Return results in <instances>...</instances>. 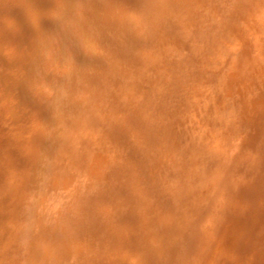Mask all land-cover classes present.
<instances>
[{
	"label": "rangeland",
	"instance_id": "1",
	"mask_svg": "<svg viewBox=\"0 0 264 264\" xmlns=\"http://www.w3.org/2000/svg\"><path fill=\"white\" fill-rule=\"evenodd\" d=\"M67 1V46L57 49L69 47V67L38 120L48 131L39 155L24 158L39 200L23 220L35 228L28 239L38 234L26 260L264 264V0Z\"/></svg>",
	"mask_w": 264,
	"mask_h": 264
},
{
	"label": "bare ground",
	"instance_id": "2",
	"mask_svg": "<svg viewBox=\"0 0 264 264\" xmlns=\"http://www.w3.org/2000/svg\"><path fill=\"white\" fill-rule=\"evenodd\" d=\"M251 2V1H250ZM94 3V2H93ZM108 3V2H107ZM110 4V3H108ZM68 1L67 0H56V10L58 12L63 13V15H66V18H63V21H59L55 14L52 15V17L57 20V23L59 25L58 29H49L44 27L43 29L38 28L36 31H31L29 29V24L31 22H35L40 19L41 16L44 14L38 11V8L41 6L40 0H0V264H25L26 260V252L29 251V244L27 243L28 240H31L32 238L36 237V234L34 233L33 237L29 238V234L31 236V233L35 231V228L30 233L29 227L28 230L23 224V220L30 216L29 208L30 202L29 201H39L38 200V194L34 195L37 196V200L31 198V195L33 193L30 192V183H32L31 176L32 171L37 169L35 167L34 163H27L24 161V158H30L29 156L37 155L39 152V144L41 142L40 135H42L44 132L47 131L46 127L40 126L38 124V120L45 118L46 112L48 110H53L54 107V101L56 99V95L58 93L56 86L60 83V81L63 78V75L65 71L68 69L69 65L66 63V59L68 57V50L66 47L63 51V53L57 52L53 46L58 45H64L67 46V40L66 38H63L65 36L64 34L67 32L68 27L70 26L69 18L67 16L68 14ZM103 6V5H102ZM253 7V6H252ZM114 9V8H113ZM123 9V8H122ZM243 9V8H242ZM245 9V8H244ZM255 10V9H254ZM247 11V9H246ZM81 14V13H80ZM239 15V14H238ZM262 15V14H261ZM184 23V22H183ZM255 23V22H254ZM261 24V23H260ZM263 24V23H262ZM81 25V24H80ZM36 26V25H35ZM245 26V25H244ZM246 28V27H245ZM248 30V29H247ZM253 34V33H252ZM101 37V36H100ZM251 37V36H250ZM122 38V37H121ZM235 38V37H234ZM262 39V38H261ZM208 43V42H207ZM259 43V42H258ZM49 44V45H47ZM63 46V47H64ZM62 50V49H61ZM210 50V49H208ZM212 51V50H211ZM227 53V52H226ZM189 54V53H188ZM126 55V54H125ZM234 55V54H233ZM223 56V54H222ZM259 56V55H258ZM262 57V56H261ZM253 58V57H252ZM81 59V58H80ZM244 59V58H243ZM108 60V59H107ZM110 63V62H109ZM157 63V62H156ZM34 70L32 69L34 66ZM111 64V63H110ZM33 65V67H32ZM106 65V64H105ZM254 66V65H253ZM73 67V66H72ZM122 69V68H121ZM150 72V71H149ZM240 73V72H239ZM106 74V73H105ZM245 74V73H244ZM250 74V73H249ZM241 75V74H240ZM112 79V78H111ZM199 79V78H198ZM136 80V79H135ZM190 80V79H189ZM160 81V80H159ZM231 81V80H230ZM227 82V81H226ZM191 83V82H190ZM251 84V83H250ZM116 85V84H115ZM71 86V85H70ZM252 87V86H251ZM131 89V88H130ZM98 93V92H97ZM104 94V92H102ZM102 94V96H103ZM113 94V93H112ZM70 95V93H69ZM154 95V94H153ZM158 95V94H157ZM200 95V94H199ZM100 97V96H99ZM108 98V97H107ZM68 99V97H67ZM114 99V98H113ZM123 103V102H122ZM131 103V101H130ZM100 105V104H99ZM101 106V105H100ZM104 106V105H103ZM118 106V105H117ZM51 107V108H50ZM106 107V106H105ZM103 107V108H105ZM108 107V106H107ZM124 107V106H123ZM67 108V107H66ZM101 108V107H100ZM99 108V109H100ZM102 108V109H103ZM120 108V107H118ZM107 109V108H106ZM109 109V108H108ZM104 110V109H103ZM109 111V110H107ZM117 111V110H116ZM114 113V112H112ZM65 118V117H64ZM107 119V118H106ZM62 121V119H61ZM64 121V120H63ZM101 121V120H100ZM68 123V122H67ZM3 124H8L11 129L9 130L8 135H3L4 127ZM62 126V123H60ZM102 124V123H100ZM99 124V125H100ZM225 124V123H224ZM17 125V127L15 126ZM90 126V125H89ZM97 126V124H96ZM96 126H94L96 128ZM63 127V126H62ZM88 127V126H87ZM103 127V126H102ZM102 127H98L95 130H100ZM204 127V126H203ZM249 127V126H248ZM82 128V127H80ZM86 128V127H85ZM228 128V127H227ZM62 129V128H61ZM60 129V130H61ZM94 129V128H93ZM92 130H86V134H91L90 131ZM77 130V129H76ZM80 130V129H79ZM165 130V129H164ZM78 131V130H77ZM13 132H16L13 135ZM48 132V131H47ZM219 133V132H218ZM97 134V133H96ZM61 136V135H60ZM213 136V135H212ZM219 136V135H218ZM222 136V135H221ZM62 137V136H61ZM220 137V136H219ZM221 138V137H220ZM221 141V140H219ZM58 142V141H57ZM50 143V142H49ZM54 143V142H53ZM84 143V142H83ZM200 143V142H198ZM59 144V142H58ZM195 145V144H194ZM47 146V144H46ZM63 146V145H62ZM137 146V145H136ZM207 146V145H205ZM82 147V146H81ZM45 148V147H44ZM77 148V147H76ZM217 148V147H216ZM43 149V148H42ZM47 148H45L43 151L44 155L47 151H45ZM49 149V148H48ZM47 149V150H48ZM96 149V148H95ZM209 149V148H208ZM84 150V149H83ZM111 150V149H110ZM162 150V149H161ZM205 150V149H204ZM224 150V149H223ZM85 151V150H84ZM84 151H82V155L84 156ZM189 151V150H188ZM185 152V151H184ZM191 151H189L190 153ZM199 152V151H198ZM205 152V151H203ZM207 152V151H206ZM161 153V152H160ZM186 153V152H185ZM201 153V152H199ZM193 154V153H192ZM202 154V153H201ZM200 154V155H201ZM207 154V153H206ZM39 155V154H38ZM41 155V154H40ZM43 155V156H44ZM66 155V154H65ZM78 155V154H77ZM203 155V154H202ZM69 157V155H67ZM72 155H70L71 157ZM185 156V155H184ZM190 156V154H189ZM51 157V155H50ZM66 157V156H65ZM199 157V156H198ZM45 159V157H43ZM41 157V162L46 161ZM47 159H49L48 155L46 156ZM78 158V157H77ZM81 158V157H80ZM184 158V157H183ZM194 158V157H193ZM207 158V157H206ZM205 158V159H206ZM209 158V157H208ZM35 159V158H34ZM70 159V158H69ZM73 159V157H72ZM84 159V160H83ZM81 161L83 163H86L85 158H83ZM187 159V158H185ZM26 160V159H25ZM40 160V159H39ZM38 160V161H39ZM44 160V161H43ZM51 160V159H50ZM74 160V159H73ZM77 160V159H76ZM76 160H74L76 162ZM87 160V159H86ZM161 160V159H160ZM184 160V159H183ZM194 160V159H193ZM201 160V159H200ZM209 160V159H208ZM27 161V160H26ZM37 161V160H36ZM37 161V162H38ZM80 161V160H79ZM213 161V160H212ZM29 162V161H28ZM40 162V161H39ZM48 162V161H46ZM78 162V160H77ZM211 162V161H210ZM214 162V161H213ZM59 163V161H58ZM186 163V162H185ZM206 163V162H205ZM208 163V162H207ZM47 164V163H46ZM49 164V163H48ZM48 164L46 166H48ZM64 164V163H62ZM200 164V163H199ZM203 164V163H202ZM201 164V165H202ZM39 166V164H37ZM45 167V164H42V168ZM79 165V163H78ZM193 165V164H192ZM200 165V166H201ZM37 166V167H38ZM41 166V165H40ZM39 166V167H40ZM55 167L57 165H54ZM52 166V167H54ZM85 168L87 165H84ZM116 166V165H115ZM38 167V168H39ZM51 167V168H52ZM64 167V166H62ZM81 167V166H80ZM41 168V170H42ZM47 168V167H46ZM67 168V167H66ZM88 168V167H87ZM206 168V167H205ZM40 169V168H39ZM38 169V170H39ZM68 169V168H67ZM81 170V168H79ZM40 170V171H41ZM53 170H55L53 168ZM62 170V169H61ZM78 170V169H77ZM86 170V169H85ZM84 170V172H85ZM186 170V169H185ZM56 171V170H55ZM74 171V169H73ZM83 171V170H82ZM191 171V170H190ZM199 171V170H197ZM44 171H42L43 173ZM59 172V170H58ZM63 172V171H62ZM76 172V171H75ZM40 173V172H38ZM45 173V172H44ZM43 173V174H44ZM186 173V171H185ZM192 173V172H191ZM199 173V172H198ZM35 174V173H33ZM54 173L53 175H55ZM75 174V173H74ZM79 173H76L78 175ZM187 174V173H186ZM204 174V173H202ZM36 175V174H35ZM84 176V174H82ZM194 175V174H193ZM200 175V174H199ZM37 176V175H36ZM39 176L42 177L40 174ZM74 176V175H73ZM81 176V174H80ZM83 176H81L79 179L83 181ZM86 176V175H85ZM137 176V175H136ZM161 176V175H160ZM170 176V175H169ZM186 176V175H185ZM44 177L45 174H44ZM60 177V176H59ZM78 177V176H77ZM40 178V177H39ZM49 178V177H48ZM46 178L45 180H47ZM196 178V177H195ZM204 178V177H203ZM79 180V181H80ZM86 180V179H85ZM84 180V181H85ZM182 180V179H181ZM36 183H38V178ZM42 181V180H41ZM77 181V180H76ZM78 181V182H79ZM83 181V182H84ZM136 182V181H135ZM204 182V181H203ZM35 183V185H36ZM81 184L84 183L87 184L88 182L85 181L84 183L80 182ZM77 183L79 187H81V184ZM193 183V182H191ZM40 184V183H39ZM43 184V183H42ZM183 184V183H182ZM181 184V185H182ZM46 185V184H45ZM52 185V184H51ZM50 185V187H52ZM89 185V184H87ZM95 185V184H94ZM180 185V184H178ZM190 185V184H189ZM44 186V185H43ZM41 191H48L44 190L45 186L43 187ZM185 186V185H184ZM183 186V187H184ZM55 187V185L53 186ZM65 187V186H64ZM85 187V186H84ZM83 187V189H84ZM88 187V186H87ZM95 187V186H93ZM92 187V188H93ZM190 187V186H189ZM188 187V188H189ZM192 187V186H191ZM36 188L37 187H32ZM78 188V187H77ZM91 188V187H90ZM174 188V187H173ZM186 188V187H185ZM35 189V190H36ZM39 189V188H38ZM36 191H39V190ZM70 191L72 189L68 188ZM80 189V188H78ZM77 189V190H78ZM100 189V188H99ZM180 189V187H179ZM193 189V188H192ZM87 191V189H84ZM96 190V189H95ZM186 190V189H185ZM54 191V189H53ZM74 191V190H73ZM81 191V190H80ZM80 191L78 190L77 194L79 196ZM90 191H94L91 190ZM98 191V189H97ZM58 192V191H57ZM65 194L68 193V191H64ZM82 192V191H81ZM185 192V191H184ZM52 193V192H51ZM71 193V192H70ZM76 193V190H75ZM90 193V192H88ZM94 193H96L94 191ZM98 193V192H97ZM46 193H44L45 195ZM54 193H52V197H54ZM64 194V197L66 196ZM178 194V193H177ZM59 195V193H58ZM69 195V194H68ZM74 195V193L72 194ZM50 196V197H51ZM60 197H62V193L60 192ZM71 196V195H70ZM69 196V197H70ZM85 196V195H84ZM148 196V195H147ZM49 197V198H50ZM51 197V198H52ZM67 197V196H66ZM90 197V196H89ZM57 196L55 197V199ZM73 196L71 197V199ZM81 198V197H80ZM98 198V197H97ZM32 199V200H30ZM54 199V200H55ZM66 198H61L65 202ZM51 199H49L50 201ZM53 200V199H52ZM51 200V201H52ZM52 201L53 203H57L56 206H60L61 200L59 197ZM67 200V199H66ZM144 200V199H143ZM182 200V199H181ZM184 200V199H183ZM41 201V200H40ZM50 201V202H51ZM62 201V204H63ZM49 202V203H50ZM77 202V201H76ZM86 202V201H85ZM145 202V201H144ZM39 203V202H38ZM45 203V202H44ZM66 203V202H65ZM80 203V202H79ZM87 203V202H86ZM42 204V202H41ZM53 204V205H55ZM89 204V203H88ZM185 204V203H184ZM45 205V204H44ZM43 205V206H44ZM47 205V206H46ZM45 207H48V204H46ZM49 205L52 206V203ZM71 205V204H69ZM170 205V204H168ZM37 206V205H36ZM40 206L41 209V205ZM38 206L37 208L32 206L33 208H36L35 211H32L31 214L34 212L38 214ZM57 206V207H58ZM67 206V205H66ZM82 207V206H81ZM109 207V206H108ZM183 207V206H182ZM31 208L30 210H32ZM53 208V207H52ZM66 208V207H65ZM69 208V207H68ZM67 208V209H68ZM79 208V207H78ZM97 208V207H96ZM167 208V207H166ZM66 209V210H67ZM72 209V208H69ZM81 209V208H80ZM180 209V208H179ZM178 209V210H179ZM34 210V209H33ZM37 210V211H36ZM75 210V209H74ZM92 210V209H91ZM179 216H180V212ZM184 210V209H183ZM42 211V210H41ZM47 211V209H46ZM88 211V210H87ZM159 211V210H158ZM163 211V210H162ZM180 211V210H179ZM44 212V211H43ZM49 213V211H47ZM34 213V214H35ZM53 213V212H52ZM52 213H49L50 216ZM33 214V216H34ZM35 214V216L37 215ZM42 213H39L38 215L41 216ZM47 214V213H46ZM72 214V213H71ZM110 213L103 214V218L110 217ZM37 215V216H38ZM48 215V214H47ZM97 215V214H95ZM102 214H100L101 216ZM117 215V214H115ZM113 215V216H115ZM171 215V214H170ZM31 216V218L34 219V217ZM38 216V217H40ZM57 216V215H56ZM73 216V215H72ZM111 215V217H113ZM121 215H117L115 217H119ZM37 217V218H38ZM43 219L44 216H41ZM49 218V215L47 216ZM67 217V216H66ZM86 217V215H85ZM88 217V216H87ZM86 217V218H87ZM108 217V218H109ZM30 218V217H29ZM28 218V220H30ZM46 218V219H48ZM45 219V220H46ZM50 219V218H49ZM82 219V218H81ZM90 219V218H89ZM102 219V218H101ZM99 220L102 225L103 222ZM117 219V218H116ZM151 219V218H150ZM180 219V218H178ZM36 220V219H35ZM34 220V223H35ZM37 220L40 221V218ZM93 219L92 221H94ZM110 223L111 218L109 219ZM114 220V218H112ZM149 220V219H148ZM172 220V219H171ZM36 222L38 226H40V222ZM42 221V219H41ZM49 221V220H48ZM56 221V220H55ZM97 221V220H96ZM118 221V220H117ZM116 221V222H117ZM173 221V220H172ZM66 222V220H65ZM68 222V221H67ZM86 222V221H85ZM83 222V223H85ZM95 222V221H94ZM93 222V223H94ZM108 222V223H109ZM121 222V221H120ZM35 224H29L33 227ZM75 223V222H74ZM89 223V222H88ZM115 222H113L114 224ZM173 223V222H172ZM42 224V223H41ZM67 224V223H65ZM107 224V222L105 223ZM133 224V223H132ZM149 224V223H148ZM26 225V224H25ZM28 225V226H29ZM97 225V224H95ZM36 226V227H38ZM78 226V225H77ZM76 226V227H77ZM86 226V225H85ZM85 226H83L85 228ZM44 227V225H43ZM52 227V226H51ZM55 227V225H54ZM53 227V228H54ZM79 227V226H78ZM77 227V228H78ZM93 227V226H92ZM95 227V226H94ZM102 227V226H96ZM81 228V227H80ZM87 228V227H86ZM94 228V231L95 229ZM49 229V228H48ZM47 229V230H48ZM100 229V228H97ZM103 229V228H101ZM103 231L104 230H101ZM32 230V229H31ZM37 230V229H36ZM82 230V229H81ZM87 230V229H86ZM142 230V229H141ZM29 233H28V232ZM39 231V230H38ZM100 231L96 230V235L100 233ZM107 231V230H106ZM46 232V231H45ZM44 232V233H45ZM80 232V231H79ZM40 233V232H39ZM74 233V232H73ZM43 234V233H42ZM50 234V233H49ZM71 234V233H70ZM81 234V233H80ZM87 233H85L86 235ZM105 234V233H104ZM123 234V233H122ZM132 234V233H131ZM141 234V233H140ZM172 234V233H171ZM83 235V234H82ZM103 236V233L100 234V236ZM109 235V234H108ZM107 235V236H108ZM38 236V234H37ZM73 236V234H72ZM106 236V235H105ZM134 236V234H133ZM140 236V235H138ZM69 237V236H68ZM71 237V236H70ZM123 237V236H122ZM54 238V237H53ZM63 238V237H62ZM84 238V236H83ZM93 238V237H92ZM139 238V237H138ZM156 238V237H155ZM154 238V239H155ZM133 239V238H132ZM33 240V239H32ZM36 241V238H35ZM57 241V240H56ZM101 241V240H100ZM115 241V240H114ZM141 241V240H140ZM157 241V240H156ZM162 241V240H161ZM62 242V241H61ZM32 243V242H30ZM36 243V242H35ZM34 243V244H35ZM117 243V242H116ZM143 243V242H142ZM157 243V242H156ZM37 244V243H36ZM153 244V243H152ZM32 246V245H31ZM83 246V245H82ZM115 246V245H114ZM119 246V245H118ZM34 247V245H33ZM85 247V246H84ZM34 249V248H33ZM87 249V247H86ZM85 249V250H86ZM121 249V247H120ZM156 249V247H155ZM154 249V252H155ZM163 249V248H162ZM31 250V249H30ZM82 251L84 250L81 249ZM87 250H90L87 249ZM113 250V249H112ZM165 250V249H164ZM163 250V252H164ZM40 251V250H39ZM47 251V250H46ZM151 251V250H150ZM159 251V250H158ZM69 252V251H68ZM79 252V251H78ZM162 252V251H161ZM162 252V253H163ZM32 253V252H30ZM29 253V254H30ZM53 253V251L51 252ZM65 253V252H64ZM75 253V252H73ZM81 253V252H80ZM86 255V251L84 252ZM115 253V252H113ZM139 253V252H138ZM157 253V252H155ZM168 253V252H167ZM72 254L69 253L66 255V257H70ZM88 254V253H87ZM118 254V253H117ZM152 254V253H151ZM50 255V254H49ZM80 255V254H79ZM82 255V256H83ZM91 255V256H90ZM113 255V254H112ZM133 255V254H132ZM132 255H129L132 256ZM138 255V254H137ZM157 255V254H156ZM155 255V256H156ZM33 256V255H32ZM37 256V255H35ZM63 256H65L63 254ZM81 256V255H80ZM81 256V257H82ZM87 256V255H86ZM90 258H92V254H89ZM105 256V255H104ZM103 256V257H104ZM46 257V256H45ZM63 258L66 259L67 258ZM72 257V256H71ZM79 257V256H78ZM110 257V256H109ZM134 257V256H133ZM139 257V256H138ZM29 258V256H28ZM27 258V260H28ZM37 258V257H36ZM62 258V257H61ZM113 258V257H112ZM132 258V257H131ZM130 258V259H131ZM136 258V257H135ZM161 258V257H160ZM31 259H35L32 258ZM30 259V260H31ZM43 259V258H42ZM62 259V260H63ZM69 258L68 260H70ZM78 259V258H77ZM80 261L82 258H79ZM84 259V257H83ZM88 259V258H87ZM94 259V258H93ZM26 262L28 263L29 261ZM62 260L59 259V262L61 264ZM74 260L71 259V261ZM133 260V259H132ZM157 260V259H156ZM77 262L75 259L73 262ZM90 261V260H89ZM107 261V259H106ZM110 261V260H109ZM135 261V260H134ZM137 261V260H136ZM39 262V260H38ZM75 262V263H76ZM86 262L83 260V263ZM95 262V261H94ZM93 262V263H94ZM98 263L103 264L101 261H97ZM95 262L96 264H98ZM133 262V261H132ZM54 263V262H53ZM67 263V261H66ZM69 263V262H68ZM82 263V262H81ZM94 263V264H95ZM30 264V262H29ZM32 264V263H31ZM44 264V263H43ZM87 264V263H85ZM90 264V262H89Z\"/></svg>",
	"mask_w": 264,
	"mask_h": 264
},
{
	"label": "water",
	"instance_id": "3",
	"mask_svg": "<svg viewBox=\"0 0 264 264\" xmlns=\"http://www.w3.org/2000/svg\"><path fill=\"white\" fill-rule=\"evenodd\" d=\"M41 6L38 8V11L43 13L44 15L40 17L39 20L35 22H31L29 24V29L31 31H36L37 28L34 27V25H38L39 29H43L44 27L49 29H58L59 25L56 22V20L52 17L53 14H57L58 20L63 21V18H66V15H63V13L58 12L56 10V0H40ZM68 18L69 15L67 14ZM59 48L58 45L54 46V49L59 52L57 49Z\"/></svg>",
	"mask_w": 264,
	"mask_h": 264
}]
</instances>
